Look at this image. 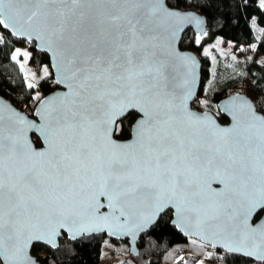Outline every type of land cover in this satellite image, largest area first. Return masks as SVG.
Listing matches in <instances>:
<instances>
[{"label": "snow or ice", "instance_id": "snow-or-ice-1", "mask_svg": "<svg viewBox=\"0 0 264 264\" xmlns=\"http://www.w3.org/2000/svg\"><path fill=\"white\" fill-rule=\"evenodd\" d=\"M185 21L202 23L166 0H0V26L39 41L66 89L33 97L39 125L0 104L3 264H35L34 230L84 231L109 220L97 215L105 206L137 229L171 211L182 230L206 226L229 251L264 264V219L254 223L264 211V116L247 100L233 104L229 127L190 111L193 81L181 69L195 61L170 38ZM126 110L140 118L118 141L110 125Z\"/></svg>", "mask_w": 264, "mask_h": 264}, {"label": "trees", "instance_id": "trees-1", "mask_svg": "<svg viewBox=\"0 0 264 264\" xmlns=\"http://www.w3.org/2000/svg\"><path fill=\"white\" fill-rule=\"evenodd\" d=\"M166 3L175 8L193 9L206 17V31L197 35L192 29L182 34L179 47L193 50L201 60L202 82L198 96L192 103V108L198 111L216 109L217 102L228 94L243 92L251 98L257 110L264 114V9L259 7L260 0H166ZM255 17L261 28V34L256 38L253 33L251 19ZM0 37V96L22 110L21 105H28L26 112L30 115L35 107L34 90L40 91V97L57 88L52 81L47 55L34 50L33 43L27 46L28 79L37 84L36 88H29L20 73L17 63L11 58L14 48L25 45V41L9 36L1 30ZM200 42L197 43V37ZM217 37L222 44L231 42L235 54L248 55L244 60L236 61L233 65L223 64L217 58L214 75H212L211 56L205 52L207 48L214 49L212 42ZM255 45V49H253ZM214 54V53H213ZM47 70V75L45 74ZM212 78V82L204 92V80ZM132 116V112L129 114ZM219 121L226 118L219 112L216 114ZM130 121L117 124L114 136L127 138L130 131ZM35 147L39 146L37 137L32 138ZM171 211L162 214L155 225L142 234L137 241V256L129 254L127 241L111 240L114 251L118 250L126 258L127 264H176V259L183 254V264H199L205 259L214 264H259L237 254L219 250L194 238H186L170 223ZM105 235L83 236L82 239L70 241L65 235L58 240V248L50 249L44 245L32 244L31 254L38 264H99L100 252Z\"/></svg>", "mask_w": 264, "mask_h": 264}, {"label": "water", "instance_id": "water-1", "mask_svg": "<svg viewBox=\"0 0 264 264\" xmlns=\"http://www.w3.org/2000/svg\"><path fill=\"white\" fill-rule=\"evenodd\" d=\"M167 6L170 9H173V10H175L181 14H185L188 16H195L202 21V23L199 25H197L194 21L193 22L185 21L184 23H182L180 25V30L176 32L174 37H171V34H170L172 49L176 53L180 54L181 56L191 57L192 60L195 61L194 66L192 65L191 61H188L187 65L182 67V69H181L182 78L191 79L193 81L192 82V95L187 101V106L190 109V111L201 116L202 118L206 117L209 120L214 121L215 124L220 126V127H229L230 125H232L234 123V119H233L234 113L231 110L233 108V104L235 103V104L239 105V104H241V102L243 100H247L252 104V106L255 108V110L258 114L264 116V114L261 111L259 112L257 110L253 100L251 98H248V96L243 92H235L232 94H228L226 97L221 98V100H219L217 102L216 110H218V112L226 118L227 123H225V124L221 123L218 120V118L216 117V114L212 111H209V110L198 111L196 108L195 109L192 108V103L195 101L194 99L198 96V93L200 90L199 88H200V85L202 82L201 60H200V57H198L197 54L193 50L191 51V50L183 49V48L179 47V43L181 41L182 34L188 29H192L197 35L202 36L205 33L206 27H207L206 17L204 14L197 13L193 9H181V8L178 9V8L172 7L168 4H167ZM0 29L5 31L6 33L9 34V36H12L15 39L30 42L25 37L14 36L10 29H6L3 26H0ZM30 43H33L34 50L41 52V53H45L47 55V61H48L49 70L51 71L52 81L55 83V80H56L58 74L56 73L55 68H54V63H55L54 58L51 56V54L49 52L42 50V46L40 45L39 41L33 40ZM65 91H66V89L63 85L57 84V88L55 90L49 92L48 94H46L42 98L50 97L54 94H62ZM0 104L8 105L13 110L20 113L21 115H23L28 120L35 123L36 125H39L41 123L40 117L38 115H36V110L38 107H40L38 101L35 103V107H34L32 113L30 115H28L26 112H23L18 107L12 105L9 102V100L4 98L3 96L2 97L0 96ZM130 112H134L135 114L138 115V117L132 122L131 127L140 118V114L138 112H136L135 110H126L124 113L116 116L114 118V120H115L114 124L110 125V128L113 129V139L118 140V141H125V140L130 138V137H128V138H120L119 139V138L114 136L116 128H117V124L120 122V120H122L126 116H128L130 114ZM130 132H131V129H130ZM129 136H130V134H129ZM28 137L32 141V143H33L32 138L37 137V139L39 140V146H37L36 148H40L42 146L40 139H39V136L35 131L29 132ZM33 145H34V143H33ZM212 187L213 188H221L222 185H219L217 183H213ZM101 203H104L106 205V201H104L103 198H101ZM97 215H107L109 217V220L107 222H105L103 220H95V221L85 222V224L82 225L85 228L84 231H78V228L81 227L79 225L77 227H74L72 229V231H68L65 228H57L55 233H53L47 227H41L39 229L34 230V232L31 234V236L28 240V248H27L28 256L32 259V261L35 262V264H38V262L36 261V258L31 254V247H32L31 245L32 244H39V245H44V246L50 248L51 250L57 249L58 248V240L63 238L64 235L70 241L82 239L83 236L92 237V235H95V236L105 235L106 237H108L111 240H114V239L119 240V241H125L126 240L127 244H129V254L132 256H137V253H138L137 241L139 240V238L142 234H144L150 227H152L153 225H155L157 223V220L160 217L159 216L158 218H156L154 223L149 224L145 228L137 229L132 224H124L123 220H121L119 222L114 220L113 217H118L120 215V213L118 210L113 211V210L109 209L107 206L100 208ZM262 219H264V212L261 214L260 218H258L257 220H254V223H259ZM170 221H171L170 223L175 227V229L177 231H180L182 233V235L186 238L191 237V238H194L200 242L202 241L203 243H205L211 247L213 246L219 250H222V251L224 250V251L230 252L232 254H237V255H240L244 258L246 257L250 260H253L254 262L257 261V260H255V258L245 256L243 253L229 251L224 246V243L222 242V238L220 236L211 235L210 234L211 230L207 229L206 226L198 228L195 226V224H193L191 227H189L187 229V231L182 230L181 228L177 227L176 223L174 222L175 221V215L173 212H171ZM96 225H99V226H96ZM205 237H207V238H205ZM0 264H3L2 260H0Z\"/></svg>", "mask_w": 264, "mask_h": 264}, {"label": "rangeland", "instance_id": "rangeland-1", "mask_svg": "<svg viewBox=\"0 0 264 264\" xmlns=\"http://www.w3.org/2000/svg\"><path fill=\"white\" fill-rule=\"evenodd\" d=\"M251 24H252L253 33H255L256 38H258L261 34V28L256 22L255 17L251 19ZM201 37L199 36V38ZM212 46L214 47V49L212 50H211V47L207 48V53L211 56V59H212V64L210 65L211 72H212L211 76L214 75V71L217 69L216 67L217 58H220L223 64L233 65L236 63V61L238 60L242 61L248 57V55H245V54H235V51L233 50V44H231V42H228L223 45L221 38L219 37L213 40ZM17 50H19L20 53L27 52L29 56V51L27 47L21 46V47L14 48L11 58L13 57V55L16 54ZM13 61L17 63L20 73L23 74V79L26 85L28 86L29 83H32L35 85L34 88H36L37 84L33 82L31 79L29 80L27 77L30 75V73L27 72V67H26L27 60L25 61L24 56L19 55L17 56L16 60H13ZM21 65H23V67H21ZM211 82H212V78L208 80L206 79L204 80V83H203L204 92L207 90V86L210 85ZM39 93H40L39 90L37 89L34 90V92L32 93V97L36 96ZM213 112L217 114L218 110L213 109ZM102 246L103 247L100 252L99 264H121L124 261V259H126L123 256V254L120 253L118 250L114 251V243L108 237H104ZM198 263L199 264H214L211 262H207L205 259L200 260ZM127 264H131V261H129V263Z\"/></svg>", "mask_w": 264, "mask_h": 264}, {"label": "flooded vegetation", "instance_id": "flooded-vegetation-1", "mask_svg": "<svg viewBox=\"0 0 264 264\" xmlns=\"http://www.w3.org/2000/svg\"><path fill=\"white\" fill-rule=\"evenodd\" d=\"M131 113V112H130ZM132 116H130V115H128V116H126L124 119H122V120H120L121 122H123V121H130L129 122V125H130V129H131V124H132V122L138 117V115L137 114H135L134 112H132ZM221 122V121H220ZM221 123H223V124H225V123H227V121L225 120V122H221ZM129 134H130V131H129ZM129 134H128V137H130L129 136ZM127 137V138H128ZM264 211H261L260 212V214L259 215H257L256 217H255V220H257L258 218H260V216H261V214L263 213Z\"/></svg>", "mask_w": 264, "mask_h": 264}, {"label": "built area", "instance_id": "built-area-1", "mask_svg": "<svg viewBox=\"0 0 264 264\" xmlns=\"http://www.w3.org/2000/svg\"><path fill=\"white\" fill-rule=\"evenodd\" d=\"M0 37H1V32H0ZM30 44V42L28 41H25V45L24 47H27L28 45ZM21 108H22V111L23 112H27L28 109H29V106L24 104V105H21ZM123 263H126V261H123ZM184 263V256L183 254H181L177 259H176V264H183Z\"/></svg>", "mask_w": 264, "mask_h": 264}]
</instances>
